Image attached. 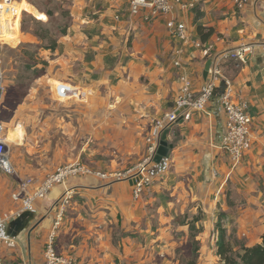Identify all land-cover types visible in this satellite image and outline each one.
Returning a JSON list of instances; mask_svg holds the SVG:
<instances>
[{
	"label": "crops",
	"instance_id": "obj_1",
	"mask_svg": "<svg viewBox=\"0 0 264 264\" xmlns=\"http://www.w3.org/2000/svg\"><path fill=\"white\" fill-rule=\"evenodd\" d=\"M71 12L72 22L54 49L38 52L40 63H46L39 82L49 89L53 82L71 86L78 94L58 96L59 139L56 164L47 163L50 171L80 160V154L84 164L101 171L142 163L145 136L152 121L173 108L180 76L198 90L208 60H217L234 97L248 103L252 146L235 168L218 148L224 114L216 89L206 112H195L168 130L165 140L172 147L160 164H148L153 181L139 198L132 196L133 181L70 178L37 200L33 210L0 225V234L16 241L13 249L2 251L3 264H43L54 204L66 190L72 193L54 246L76 264H218L217 222L234 250L259 243L264 230V0H247L242 7L236 0H200L187 9L175 5L173 16L186 25L187 42L168 30L164 16L146 19L145 10L130 16L128 0H72ZM198 27L210 30L205 40ZM34 41L23 33L18 42ZM243 44L252 46L245 63L224 58ZM80 137H86L81 149ZM9 158L13 169L31 168L24 159ZM32 171L22 176L38 180L46 174ZM13 193L11 208L3 213L19 208Z\"/></svg>",
	"mask_w": 264,
	"mask_h": 264
},
{
	"label": "built area",
	"instance_id": "obj_2",
	"mask_svg": "<svg viewBox=\"0 0 264 264\" xmlns=\"http://www.w3.org/2000/svg\"><path fill=\"white\" fill-rule=\"evenodd\" d=\"M17 0H0V52L3 44V27L6 23L16 18ZM200 0H128V12L130 16L139 15L141 11H146V19L155 17H166L168 30L187 42L190 38L187 33L186 25L179 22L173 16L175 5L180 8H192ZM247 0H236L237 7H242ZM116 18H118L116 16ZM198 47L200 42H194ZM252 52V46L243 44L224 54V58L233 59L238 65L246 62L248 54ZM178 65V62H174ZM219 63L214 60L207 71V76L198 90L193 91L191 83L186 76H180L181 87L175 98L174 106L169 111L163 113L159 118L152 121L151 127L145 136L146 157L142 163L126 170H107L101 171L90 167L80 160L57 165L52 171L46 173L43 178L36 179L33 176L18 178L17 189L13 193V199L19 201V208L10 212L0 214V225L10 220L12 217L19 216L23 211H31L37 200L47 195L55 186L64 185L66 181L73 177L93 175L107 182L133 181L132 196L137 199L146 187L152 183V175L147 171L149 163L153 162V157L159 146L161 134L164 130H170L177 120L181 117L182 121L189 120L195 112H206L207 106L216 89L220 88L219 104L224 114V133L219 141L218 148L224 151L231 160L232 168L237 167L244 154L252 146L251 123L252 117L248 112V103L234 97L232 93L231 81L219 69ZM56 86V93L59 97H76L77 89L65 85ZM5 81L0 67V111L5 95ZM179 109L180 110L179 112ZM6 136L3 123L0 121V169L6 173H14L10 163L9 148L6 143ZM71 190H66L61 198L56 200L54 206L55 219L52 230L45 242L42 251L43 264H76V260L66 254L57 253L54 246V237L60 226L65 205L70 199ZM16 241L13 237L0 234V264H3L2 251L13 249Z\"/></svg>",
	"mask_w": 264,
	"mask_h": 264
},
{
	"label": "rangeland",
	"instance_id": "obj_3",
	"mask_svg": "<svg viewBox=\"0 0 264 264\" xmlns=\"http://www.w3.org/2000/svg\"><path fill=\"white\" fill-rule=\"evenodd\" d=\"M22 2L16 4L15 21L18 25L9 24L2 30L0 65L6 91L0 121L4 126L10 156L24 159L31 168L14 167L15 172L12 174L0 170V213L9 208L7 204L11 201L10 195L17 189L18 178L24 177L22 175L25 170L29 173L37 170L43 175L52 169L50 166L47 167V163H50L49 160L54 161L56 157L55 150L59 139L55 131L56 113L60 112L61 104L55 91L56 82H53L52 89H49L46 83L39 82L43 78L45 65L44 62L40 63L42 61L38 52L39 49H46L50 39H57L65 33L73 19L72 0H22ZM20 10L22 12L19 20ZM23 33L34 36L36 41L20 44L18 41H21ZM36 63L41 65L34 67ZM28 96H33L31 101ZM17 124L24 131L21 143H15L16 140L11 136ZM79 140L81 149L86 137H80ZM80 157L84 159L83 162L86 161L82 154ZM55 164L52 162V166Z\"/></svg>",
	"mask_w": 264,
	"mask_h": 264
},
{
	"label": "trees",
	"instance_id": "obj_4",
	"mask_svg": "<svg viewBox=\"0 0 264 264\" xmlns=\"http://www.w3.org/2000/svg\"><path fill=\"white\" fill-rule=\"evenodd\" d=\"M197 30L201 40H205L210 34V30L203 33L201 27H198ZM55 45L56 39H50L46 49H54ZM43 64L46 65L45 62ZM1 71L3 73L2 68ZM216 228L218 235L215 242V254L219 258L218 264H264V230L261 234V241L259 243L252 246L241 245L238 250H234L230 243L225 240V231L219 226L218 222L216 223Z\"/></svg>",
	"mask_w": 264,
	"mask_h": 264
},
{
	"label": "water",
	"instance_id": "obj_5",
	"mask_svg": "<svg viewBox=\"0 0 264 264\" xmlns=\"http://www.w3.org/2000/svg\"><path fill=\"white\" fill-rule=\"evenodd\" d=\"M210 64H211V61L208 60L206 65H205V70L203 72L204 77L207 76V71H208ZM180 110H182V109H179V112H180ZM176 122L177 123L182 122L181 117ZM167 132H168L167 130H164L162 132L161 137H160V141H159V146H158L156 153L153 157V162L156 164H160L162 162V160L167 156L168 150L172 147V145L168 144L167 141L165 140Z\"/></svg>",
	"mask_w": 264,
	"mask_h": 264
},
{
	"label": "bare ground",
	"instance_id": "obj_6",
	"mask_svg": "<svg viewBox=\"0 0 264 264\" xmlns=\"http://www.w3.org/2000/svg\"><path fill=\"white\" fill-rule=\"evenodd\" d=\"M11 136H12V139H14V140L19 142L21 140V138H22V130H21V128L19 126L15 127L12 130V132H11ZM12 139L10 138L9 140L12 141ZM16 141H14V142L18 143Z\"/></svg>",
	"mask_w": 264,
	"mask_h": 264
}]
</instances>
